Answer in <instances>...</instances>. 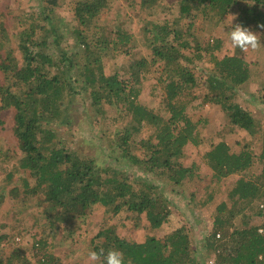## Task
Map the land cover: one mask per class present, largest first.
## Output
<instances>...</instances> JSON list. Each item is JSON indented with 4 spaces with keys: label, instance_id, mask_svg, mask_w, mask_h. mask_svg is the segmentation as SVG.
<instances>
[{
    "label": "trees",
    "instance_id": "trees-1",
    "mask_svg": "<svg viewBox=\"0 0 264 264\" xmlns=\"http://www.w3.org/2000/svg\"><path fill=\"white\" fill-rule=\"evenodd\" d=\"M154 1L140 0L139 5L144 9ZM109 2H75L79 26L73 30L75 45L66 48H62L64 34L55 26V10L50 6L25 19L17 49L10 46L7 28L0 19V72L5 77L0 96L3 107L15 112L14 134L23 155L17 170L30 174L26 189L42 196L40 203L48 205L42 218L51 231L41 233L33 244L40 264H59L52 251L53 239L62 229L84 221L95 208H103L113 217L125 214L137 224L145 220L151 230L163 228L171 217L170 202L155 185L98 163L74 143L79 105L87 104V110L97 118L106 117L111 109L121 111V128L102 136L109 134L114 161H126L132 168L162 178L173 189L196 175V165L186 167L181 162L189 144L202 145L199 122L188 114L192 101L202 98L221 105L231 124L251 136L262 132L254 116L235 102L237 89L250 82L257 73L255 67L239 53L220 57L224 41L210 35L204 43L197 29L204 26L212 33L236 12L238 24L260 32L264 42V28L259 27L264 25V0H178L176 20L149 21L144 26L143 40L152 55L133 62L135 71L127 79L109 77L104 69L106 58L130 56L134 42V35L123 27L107 39L95 24ZM183 19L189 21L186 28L180 26ZM207 60L212 67L205 69L204 76L199 75L198 65ZM156 68L161 69L156 81L162 86L168 117L139 102L143 85ZM201 86L207 93L193 96ZM262 136L258 156L249 145L236 153L226 142L204 154L218 183L240 177L227 193L228 202L218 205L213 231L203 241L205 246H194L185 227L163 239L149 235L143 242L128 241L108 229L93 239L92 251L103 249L105 255L110 249L122 251L125 264H264ZM257 161L262 164L261 175L245 178ZM213 200L210 193L207 202ZM260 200L263 204L256 210ZM249 209L256 212L247 214ZM242 215V226L235 227L234 220ZM4 240L0 236V249ZM8 264L33 263L17 249Z\"/></svg>",
    "mask_w": 264,
    "mask_h": 264
},
{
    "label": "rangeland",
    "instance_id": "rangeland-1",
    "mask_svg": "<svg viewBox=\"0 0 264 264\" xmlns=\"http://www.w3.org/2000/svg\"><path fill=\"white\" fill-rule=\"evenodd\" d=\"M76 1L0 0V19L7 28L12 49H17L25 19L35 11L39 13V10L45 6H50L55 10V26L59 28L61 34H64L62 48L74 46L73 30L79 26L75 21L74 4ZM139 2L140 0H110L105 13L98 21H95V24L103 29L102 34L107 39L119 27H123L134 35L130 56L103 60L105 72L109 77L118 75L127 79L135 71V67H132L133 62L143 57L150 58L152 52L143 40V28L149 21L173 22L179 17L178 0H155L154 4L144 9L140 7ZM231 16H235L236 19L232 21ZM231 16L218 30L209 33L206 27L200 26L197 33L204 43H208L212 38L210 35L224 41L220 57L239 53L255 67L257 73L249 83L237 89L235 102L254 116L260 123L262 132L251 136L248 132L231 124L229 114L221 105L207 102L202 98L192 101L188 106V114L193 121L199 122L198 130L202 145L189 144L184 150L181 162L186 167L196 165V175L186 180L182 186L173 189L162 178L132 168L126 161H114L108 135L121 128L120 123L124 122L121 111L111 109L108 110L106 117L97 118L92 117L93 112L87 110V104L79 105L76 111L78 123L73 133L74 143L79 144L88 156L95 158L98 163L131 176L146 179L155 185L170 202L171 217L169 223L163 228L151 230L145 220L137 224L127 219L125 214L113 217L103 208H95L84 221H76L67 229H62L53 239L52 251L59 259V264H100L99 261L89 260V253L92 251L93 239L100 232L108 229H112L117 236L128 241L143 242L149 235L163 239L174 230L185 227L189 231L194 246L206 245L203 241L210 237L213 231L217 207L225 201L228 202L227 193L240 177L233 176L218 183L213 177L212 170L204 161V154L216 144L226 142L236 153H239L245 145H249L258 156L262 150V135L264 134V47L248 51L234 48L229 33L232 27L238 24L237 13L234 12ZM188 24L189 21L183 19L180 26L186 28ZM256 33L262 35L260 32ZM261 42L264 44L263 40ZM16 55L19 56V53L16 52ZM208 67H212L208 60L198 65L199 75L202 73L204 76L205 69ZM158 71L161 69L158 68ZM158 71L157 68L153 70L149 81L144 83L139 102L168 117L169 114L161 96L163 89L156 81L159 77ZM4 83L5 77L0 72V85ZM192 93L193 96L203 97L207 93V88L201 86ZM0 121H2L0 124V236L5 237L0 249V258L3 259L2 264H8L9 258L17 249H20L21 254L27 256L30 262L40 264L38 252L33 248V244L41 233L51 231L45 219L42 218L43 208L48 205L40 203L42 196H34L26 189L25 180H31L30 174L17 170L23 155L14 134L15 112L12 108L3 107L1 96ZM106 133L109 134L102 138ZM261 172L262 164L257 161L255 166L243 176L256 179ZM11 174L15 175L10 180ZM210 193L214 196L211 203L207 202ZM262 204V200L257 201L256 210ZM256 210L249 209L246 213L253 214ZM258 221L261 222V220ZM242 223L243 215L234 220L235 227H241Z\"/></svg>",
    "mask_w": 264,
    "mask_h": 264
},
{
    "label": "clouds",
    "instance_id": "clouds-1",
    "mask_svg": "<svg viewBox=\"0 0 264 264\" xmlns=\"http://www.w3.org/2000/svg\"><path fill=\"white\" fill-rule=\"evenodd\" d=\"M231 17L232 21L236 19L235 16ZM259 27L264 28V25H260ZM229 37L232 46L239 48L241 51H248L249 49L256 50L264 47V44L261 42V35L242 24L233 26ZM102 257L104 258L103 264H125L124 254L119 250L110 249L106 255L103 249H100L99 252L91 251L89 253V260L91 261H100ZM128 264H131V261H128Z\"/></svg>",
    "mask_w": 264,
    "mask_h": 264
},
{
    "label": "built area",
    "instance_id": "built-area-1",
    "mask_svg": "<svg viewBox=\"0 0 264 264\" xmlns=\"http://www.w3.org/2000/svg\"><path fill=\"white\" fill-rule=\"evenodd\" d=\"M260 232H262V230Z\"/></svg>",
    "mask_w": 264,
    "mask_h": 264
}]
</instances>
